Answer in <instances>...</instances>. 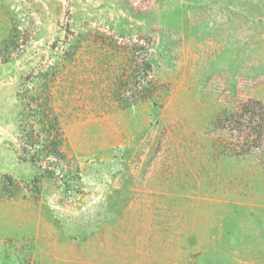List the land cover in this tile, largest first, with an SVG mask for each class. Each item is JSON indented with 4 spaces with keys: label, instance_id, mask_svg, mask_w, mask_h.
I'll return each mask as SVG.
<instances>
[{
    "label": "rangeland",
    "instance_id": "1",
    "mask_svg": "<svg viewBox=\"0 0 264 264\" xmlns=\"http://www.w3.org/2000/svg\"><path fill=\"white\" fill-rule=\"evenodd\" d=\"M147 52L162 96L122 107ZM7 58L0 264H264V0H0ZM52 64L74 170L36 183L16 94Z\"/></svg>",
    "mask_w": 264,
    "mask_h": 264
},
{
    "label": "trees",
    "instance_id": "2",
    "mask_svg": "<svg viewBox=\"0 0 264 264\" xmlns=\"http://www.w3.org/2000/svg\"><path fill=\"white\" fill-rule=\"evenodd\" d=\"M135 51L138 50L135 48ZM131 56L132 60L125 63L121 73H117L111 98L122 107L159 101L162 94L153 77L148 52L140 62L134 53ZM63 59L67 63L72 57ZM8 61L7 58L0 63ZM59 76L57 65H40L22 79L16 94L21 106L17 117L19 160L35 168L36 183L41 179L64 180L74 170V164L65 151L63 117L57 108L55 94ZM237 115L238 120L250 122L251 104H243ZM5 178L11 180L9 176Z\"/></svg>",
    "mask_w": 264,
    "mask_h": 264
}]
</instances>
